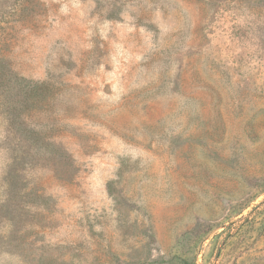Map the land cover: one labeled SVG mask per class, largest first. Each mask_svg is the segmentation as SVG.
<instances>
[{
  "label": "rangeland",
  "instance_id": "374dc122",
  "mask_svg": "<svg viewBox=\"0 0 264 264\" xmlns=\"http://www.w3.org/2000/svg\"><path fill=\"white\" fill-rule=\"evenodd\" d=\"M0 264H264V0H0Z\"/></svg>",
  "mask_w": 264,
  "mask_h": 264
}]
</instances>
